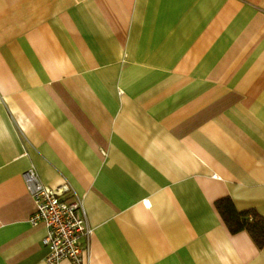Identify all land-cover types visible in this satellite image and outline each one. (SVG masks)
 Listing matches in <instances>:
<instances>
[{"label": "crops", "instance_id": "obj_1", "mask_svg": "<svg viewBox=\"0 0 264 264\" xmlns=\"http://www.w3.org/2000/svg\"><path fill=\"white\" fill-rule=\"evenodd\" d=\"M31 167L80 264H264L216 209L264 217V0H0V264H47Z\"/></svg>", "mask_w": 264, "mask_h": 264}, {"label": "built area", "instance_id": "obj_2", "mask_svg": "<svg viewBox=\"0 0 264 264\" xmlns=\"http://www.w3.org/2000/svg\"><path fill=\"white\" fill-rule=\"evenodd\" d=\"M22 178L35 205L29 223L35 226L43 222L46 229L42 238L46 247L45 262L57 264L67 259L73 264H80L91 233L81 199L77 196L65 197L70 189L66 183L57 186L42 184L32 167L22 173ZM82 239L85 241L82 242Z\"/></svg>", "mask_w": 264, "mask_h": 264}, {"label": "trees", "instance_id": "obj_3", "mask_svg": "<svg viewBox=\"0 0 264 264\" xmlns=\"http://www.w3.org/2000/svg\"><path fill=\"white\" fill-rule=\"evenodd\" d=\"M216 209L230 232L245 230L258 247L264 246V217L255 209L238 211L229 198L217 200Z\"/></svg>", "mask_w": 264, "mask_h": 264}]
</instances>
